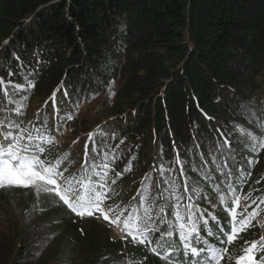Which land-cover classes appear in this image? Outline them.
Instances as JSON below:
<instances>
[{
	"label": "trees",
	"instance_id": "16d2710c",
	"mask_svg": "<svg viewBox=\"0 0 264 264\" xmlns=\"http://www.w3.org/2000/svg\"><path fill=\"white\" fill-rule=\"evenodd\" d=\"M0 47V78L5 83H24L18 74L21 65L25 72H34L30 79L35 87L26 93L23 114L10 115L13 109L7 100L20 99L11 93L7 98L0 93V107L21 128L30 129L37 123L30 107L41 103L38 119H47L45 134L53 138L41 158L61 159V170L66 168L65 175H71L85 162L83 143L92 153L90 133L99 126L114 134L108 143L117 159L109 175L116 183L107 205H128L145 185L156 196L160 176L154 167L172 161L177 150L180 159L196 169L201 168L199 154H203L207 169L226 190L211 160L216 156V163L221 162L222 154L216 149L226 138L231 145V152L224 153L226 168L235 180L241 166L249 174L238 186V194L247 197L251 211L259 205L257 215L264 219V204L258 199L264 198V150L255 155L244 152L233 135L234 124L261 135L256 122L264 123V0H0ZM100 93L102 98L97 96ZM66 99L73 119L64 123L71 125L73 139L80 140L74 152L54 140L57 121L51 115L57 107L65 113ZM96 99L102 117L93 122L82 117L78 123L75 115L81 113L82 104ZM76 102L78 110L72 108ZM126 167L131 170L124 171ZM185 175L198 181L207 194V199L201 196L197 201L199 209L207 211L218 198L211 182L187 165ZM177 182L183 191L182 178ZM19 190H0V264H120L125 260L168 264L163 249L157 256L144 245L133 246L113 236L112 229H118L110 221L77 217L43 197L38 206L44 210L31 211L37 203L35 193L19 203L12 196ZM165 214L174 219L172 209ZM215 216L221 223L228 219L221 204ZM207 227L218 231L212 219ZM159 237L160 232L153 235L150 247ZM261 237L260 226L252 218L230 244L206 238L226 249L220 264H235L236 257ZM173 239L179 242L176 233ZM261 256L264 252L256 253L257 260Z\"/></svg>",
	"mask_w": 264,
	"mask_h": 264
},
{
	"label": "snow or ice",
	"instance_id": "6c2138e0",
	"mask_svg": "<svg viewBox=\"0 0 264 264\" xmlns=\"http://www.w3.org/2000/svg\"><path fill=\"white\" fill-rule=\"evenodd\" d=\"M18 74L22 76L24 83L10 81L5 83L4 79L0 78V93L6 98L10 93L20 97L19 100L11 98L7 100L10 108L13 109L11 116L23 114L26 109L23 101L28 99L26 93L35 87L30 79L34 72L31 70L25 72L24 66L21 65ZM12 75L9 72V77ZM65 96H67L66 91ZM52 99H55V93ZM72 108L78 110L79 102L74 103ZM59 112L60 110L56 109L58 121L73 119L72 112L66 111L63 116H60ZM60 127L62 123L58 124L57 132ZM233 127V135L238 137V143L243 145L244 152L255 155L264 150V123L256 122L257 132L261 135L254 134L242 125L234 124ZM47 132V119L43 122L37 119V123L30 129L21 128L15 120H0V190L15 188L33 190L37 203L33 205L31 211L44 210L38 206L40 198L43 197L51 206L66 207L77 217L95 216L97 219L110 221V226L114 225L119 230L120 238L133 246L144 245L157 256L161 255L160 249H163L162 258L168 261V264H220L226 249L216 247L206 237H214L220 243L230 244L241 231L247 229L252 218L258 214L259 205L251 212L247 211L251 207L250 204L241 205L238 186L243 184L249 174L244 173L241 166L239 168L241 175L235 180L231 170L226 168L228 157L224 153L231 152L230 142L226 138L222 143L218 142L216 149L222 154L221 162L216 163V156H211L212 162L216 165L215 172L222 177L221 183L226 185V190L216 183L211 171L207 169V161L203 159V154H199L202 161L201 168L196 169L193 163L182 161L177 150L172 161H162L158 167H154L160 176L156 196L151 195L150 185H145L138 190L137 197H134L128 205L121 207L105 203L106 200L111 199L108 193L116 183L109 175L113 171L111 165L117 159L108 143L109 140L114 139V134L110 135L98 126L97 130L88 137L93 144L91 155L87 151L86 144V159L81 169L66 176L67 169L61 170L63 163L61 159L52 161L46 156L41 158L45 154V145L53 142V138L45 134ZM241 155L249 164L253 163L247 155L244 153ZM185 165L198 171L205 181L211 182L210 186L217 193L218 200L224 208L228 217L225 222L221 223L215 215H211V219L217 222L216 232L211 227H207L208 214L205 210L199 209L197 203L201 196L207 199V194L203 192L198 181L185 175ZM130 170L128 167L124 169V171ZM165 173L169 175L166 176ZM174 173L176 175H173ZM116 175L121 176L123 173ZM178 177L182 178L183 191H180L181 184L177 182ZM145 179L150 181L151 177L146 176ZM160 184L163 186L160 187ZM258 199L264 204V198ZM157 201L160 203L158 204ZM208 202L212 203L210 200ZM212 207L215 208L216 205L212 204ZM166 209L173 210L174 219H168L165 214ZM165 224L167 230L160 232L161 226ZM202 229L205 233L203 235ZM157 232H160V237L156 241V246L150 247L153 243L152 237ZM174 233L178 235V243L173 239ZM257 252H264V237L252 241L250 246L243 250V254L236 257L235 264H264V256H261L260 260L256 259ZM170 253L174 255L170 257ZM180 255L184 257L183 260L177 259ZM120 264H140V262L125 260Z\"/></svg>",
	"mask_w": 264,
	"mask_h": 264
},
{
	"label": "rangeland",
	"instance_id": "374dc122",
	"mask_svg": "<svg viewBox=\"0 0 264 264\" xmlns=\"http://www.w3.org/2000/svg\"><path fill=\"white\" fill-rule=\"evenodd\" d=\"M2 53H3V51L0 49V62L2 61L1 60ZM97 96H98V98H102L103 97V94L100 93ZM103 100H105V99L103 98ZM66 102H67V107L64 109L65 112L67 110H69V103H68V100L67 99H66ZM100 105L101 104L98 102V99L94 100L92 103H83L82 106H81V113L79 115H75V118L78 119V123H80V120H81L82 117H83V119H86L89 122H93L96 119L102 117V113H101V111L98 108V106H100ZM39 106H41V103H38V102H33L32 103V106L30 107V109H32L33 112H34V114H35V115H33L32 120H34V117H35V119L36 118L38 119L40 117L41 110L38 109ZM56 109H58V107ZM38 113H39V117H38ZM59 114H60V116H63L64 115V113H62V112H59ZM51 116H52V118L54 120L57 121V126H58V124L62 123V127L59 128V132H57V127L54 129V133H55L54 134L55 135L54 136V140H55V142L57 144H59V145L66 144L67 147H68L67 150L72 151V149L77 144H79V142H80L79 137L76 138V139H73L75 136H73V134H72V127H71V125L70 124H65L64 121L63 122L62 121H58L57 114H56V110H55V113H53ZM0 120H4V121L11 120L10 118H8V116L6 115V113L4 111H2L1 107H0ZM80 134L82 135L83 132H80ZM85 145H86L85 143L82 144V146H81L82 150H86L85 149ZM77 148H78V145L75 148V150ZM75 150L73 149V152ZM75 154H76V152H75ZM153 155L155 156L154 152H153ZM76 158H80V155H76ZM80 159H82V158H80ZM77 160H79V159H77ZM153 162L154 161H152L151 166H154ZM33 192L34 191L31 190V189H22V188H20V190L18 192H16V193H13L12 196L15 198V200H17V202L23 203L24 199L27 196H29L30 193H33ZM243 204H248V202L245 200L243 202ZM212 210H214V209H212ZM166 228H167V225L166 224L165 225H162L161 226V229H160L161 232L166 231ZM112 235L113 236L119 235V230L112 229Z\"/></svg>",
	"mask_w": 264,
	"mask_h": 264
},
{
	"label": "water",
	"instance_id": "95a60500",
	"mask_svg": "<svg viewBox=\"0 0 264 264\" xmlns=\"http://www.w3.org/2000/svg\"><path fill=\"white\" fill-rule=\"evenodd\" d=\"M0 49H1V47H0Z\"/></svg>",
	"mask_w": 264,
	"mask_h": 264
}]
</instances>
